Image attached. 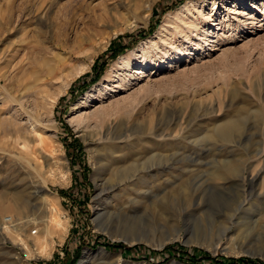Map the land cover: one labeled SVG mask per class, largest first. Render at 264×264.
I'll use <instances>...</instances> for the list:
<instances>
[{"label": "rangeland", "instance_id": "1", "mask_svg": "<svg viewBox=\"0 0 264 264\" xmlns=\"http://www.w3.org/2000/svg\"><path fill=\"white\" fill-rule=\"evenodd\" d=\"M246 1L0 0V223L20 226L0 264L264 262V0ZM201 15L207 42L170 36ZM162 40L188 53L159 61Z\"/></svg>", "mask_w": 264, "mask_h": 264}, {"label": "bare ground", "instance_id": "2", "mask_svg": "<svg viewBox=\"0 0 264 264\" xmlns=\"http://www.w3.org/2000/svg\"><path fill=\"white\" fill-rule=\"evenodd\" d=\"M245 1V5L247 4L248 5V2L246 1V0H244ZM215 2H213V4H214ZM262 4V8L264 9V1H263V3H261ZM179 15H180V12L178 11V12H176V14L174 15L175 17H179ZM208 22L207 24H204V25H202L204 22ZM180 23L181 24H177V26L176 27H174L172 30H171V33H170V36H171V34H174V33H176V34H178V33H182L183 32V36L184 37H187L188 36V34L189 33H194V35L196 36V39L194 40L195 42H191L193 45H194V48L196 47V46H199V44H201L202 42H207L208 41V39H209V37H210V34H208L209 33V29L207 28V25L208 24H211L212 22L210 21V18L209 17H207L206 19L204 18V15H201V18L200 19H191V20H188V21H183V20H181L180 21ZM189 32V33H188ZM180 35V34H179ZM189 38V37H188ZM188 38H184V39H188ZM189 41H191V39L189 40ZM166 42L167 41H165V40H162V44H164L163 45V49H161L160 50V54L161 55H159V54H157L156 55V58L160 61L161 59H162V57H165V54H166V52L168 51V49L166 50L165 49V45H166ZM147 43H150L149 42V40L148 41H146V42H144V44H145V48H147ZM167 45H169V47L170 48H173L174 49V51L172 52V61H173V59L174 58H177L178 59V57H180V55L182 54V53H184V52H186V53H188L187 51H185L186 49H182V48H179V46L178 45H175V46H173V42L170 40L169 42H167ZM179 45H182V43L181 44H179ZM151 46V45H150ZM143 47V46H142ZM144 49V48H143ZM142 49V50H143ZM147 56H150V54H146V55H144V56H142L143 57V60L144 59H146L147 58ZM151 60V59H150ZM180 60V59H179ZM59 61L60 62H63L64 60L63 59H59ZM59 61H57L56 62V64H54L53 63V65H51V66H49L47 63H44V65H45V70H43V72H39V74L38 75H35V81H36V83H34L35 84V87H37L38 88V95H40L41 96V101L39 100V102H40V104L42 105V106H44V105H46V103H47V97H46V92H47V89H46V87L51 83V81L53 80V79H56L60 74H61V72L63 71L62 69H63V64L62 65H58L60 62ZM135 61H133L132 59H128V58H125V57H121V61L119 62V64H120V66L122 67V69H128L129 70V68L131 67V64L132 63H134ZM118 63V62H117ZM146 64H147V62L146 63H144V67H146ZM83 70V67H81V68H77L75 71H73L71 74H69L68 75V77H73V76H75V75H77V73H79V72H81ZM135 72L137 73V72H141V70L138 68V69H136L135 70ZM121 72H119V74H120ZM122 74H123V70H122ZM67 77V76H66ZM64 79V78H63ZM72 79V78H71ZM125 79V77H122L121 78V80H124ZM70 82V81H69ZM67 83H68V80L66 79V80H63V82H62V85L60 86V88H59V92L61 93L62 91H64L65 90V88L68 86L67 85ZM30 85V84H29ZM29 85H26V87L25 88H29ZM67 85V86H66ZM31 88V87H30ZM234 94H236V92H235V88H233V89H231V92H230V95L232 96V95H234ZM58 95V94H57ZM12 99L14 100V98L12 97ZM50 102H51V104H53V102L55 101V96L54 97H50ZM35 100V99H34ZM85 103V101H81V102H78L77 104H74V106L73 107H77V106H79V105H81V104H84ZM80 107V106H79ZM238 108V107H237ZM107 111V110H106ZM104 112L105 111H102V112H100L99 113V115H98V117H101V114H104ZM236 114H237V116L235 117V119L234 118H231V119H229L228 121H226L229 125H230V128H232L233 130H239V128H241L240 127V123H241V121H242V119H243V115H242V113H245V112H247V114H250V113H252L251 111H247L245 108H239V109H237L236 111ZM245 116V115H244ZM248 116V115H247ZM74 117H76V116H74ZM103 117V116H102ZM73 118V117H72ZM77 118H79V116L77 117ZM37 121V120H36ZM226 123V124H227ZM224 124V123H223ZM222 124V125H223ZM226 124H224L222 127L224 128V126L226 125ZM229 125H228V127H229ZM227 126V125H226ZM225 126V128H227ZM224 128V129H225ZM242 129V128H241ZM231 131V130H230ZM240 131V130H239ZM233 134V133H232ZM235 134V133H234ZM238 134V133H237ZM157 135H160L161 137L163 136V132L162 131H159L158 132V134ZM249 135V134H248ZM235 136V135H234ZM250 136V135H249ZM257 143V142H256ZM262 143V142H261ZM257 173V172H256ZM255 178V177H254ZM4 205V204H3ZM1 207V206H0ZM4 207H5V205H4ZM3 208V207H2ZM52 215H53V213H52ZM3 221L4 222H2V223H0V231H1V233H12V232H15V231H18L19 229H20V226H19V223L18 222H13L12 221V219H11V217H4V219H3ZM57 221H59V220H57ZM5 222H7V224L5 223ZM3 223H5V224H3ZM58 224H59V222H57ZM9 236V235H8ZM176 237H171V238H166V239H164V240H162L161 242H159V243H157V244H153V245H155V246H158V247H162V246H165V244L167 243V242H170L171 240H173V239H175ZM137 238H130V239H126L127 241H129V242H133L134 240H136ZM139 240V239H138ZM150 243V242H149ZM86 260V255L84 254V256L81 258V260L79 261V264H83L84 263V261Z\"/></svg>", "mask_w": 264, "mask_h": 264}, {"label": "trees", "instance_id": "3", "mask_svg": "<svg viewBox=\"0 0 264 264\" xmlns=\"http://www.w3.org/2000/svg\"><path fill=\"white\" fill-rule=\"evenodd\" d=\"M121 36H118V38H120ZM115 40H113L111 43H110V46H109V49H113L112 47V43H114ZM121 51V48H117V49H113L112 50V54L111 56H116L118 52ZM99 57H97L93 63V67H95V70L97 71L96 74H94L93 76V79H96L98 77L99 74H101L102 72V68L100 69H97L96 66L99 62ZM119 246H121L122 244L121 243H118ZM166 249H169L170 246H166L164 247ZM208 257V256H207ZM225 264L224 262V259L220 260V262H217V264ZM228 264H264L263 261H260L258 259H253V258H249V257H238V258H228Z\"/></svg>", "mask_w": 264, "mask_h": 264}, {"label": "built area", "instance_id": "4", "mask_svg": "<svg viewBox=\"0 0 264 264\" xmlns=\"http://www.w3.org/2000/svg\"><path fill=\"white\" fill-rule=\"evenodd\" d=\"M35 231H36V229H32V231H31V232H32V233H35Z\"/></svg>", "mask_w": 264, "mask_h": 264}, {"label": "water", "instance_id": "5", "mask_svg": "<svg viewBox=\"0 0 264 264\" xmlns=\"http://www.w3.org/2000/svg\"><path fill=\"white\" fill-rule=\"evenodd\" d=\"M163 247V246H162Z\"/></svg>", "mask_w": 264, "mask_h": 264}]
</instances>
